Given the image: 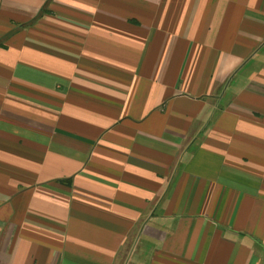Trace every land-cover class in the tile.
<instances>
[{"label": "crops", "instance_id": "crops-1", "mask_svg": "<svg viewBox=\"0 0 264 264\" xmlns=\"http://www.w3.org/2000/svg\"><path fill=\"white\" fill-rule=\"evenodd\" d=\"M0 264H264V0H0Z\"/></svg>", "mask_w": 264, "mask_h": 264}]
</instances>
